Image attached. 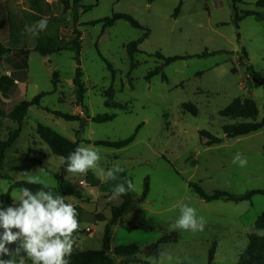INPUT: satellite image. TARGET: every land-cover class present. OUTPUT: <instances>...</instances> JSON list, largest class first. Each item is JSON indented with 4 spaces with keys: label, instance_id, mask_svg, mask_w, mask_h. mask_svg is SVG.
Listing matches in <instances>:
<instances>
[{
    "label": "rangeland",
    "instance_id": "rangeland-1",
    "mask_svg": "<svg viewBox=\"0 0 264 264\" xmlns=\"http://www.w3.org/2000/svg\"><path fill=\"white\" fill-rule=\"evenodd\" d=\"M257 1L241 0L236 4L240 16L246 11L258 13L243 16L238 25L231 0H84L81 19L85 24L75 28L77 10L68 13L71 18L62 15L61 32L52 40L53 48H68L74 30L82 33L84 100L78 101L73 84L77 64L72 51L49 55L52 76L40 55L33 54L26 99L42 92L50 95L42 100V109H29L20 138L7 151L1 171L7 179L0 178V209L18 206L20 190L13 188L15 182L39 178L50 188L63 184L68 192L79 191L83 196L82 200L68 198L76 205L78 218L88 233L73 238L74 249L98 251L103 248L105 229L112 220V206L122 202L120 196L113 197L114 189L118 184L126 187L132 180L135 202L112 229V250L137 245L141 253L134 264H208L213 247V264H238L249 234L255 231L256 219L264 213V196H254L251 202L206 203L190 190L189 184L198 185L207 194L221 190L244 195L264 190V131L226 140L223 127L243 120L219 115L235 99H241L254 101L259 108L258 121L264 118V9L256 8ZM180 3L181 12L175 17ZM114 14L131 16L144 30L123 20L110 28L86 25ZM146 31L149 36L140 45L141 52L131 59L128 45L143 38ZM157 52L166 58L185 59L165 65L155 57ZM157 68L161 73L147 80ZM251 69L259 74L258 79ZM184 104H191L196 115L183 109ZM119 105L126 106L125 110L116 107ZM54 111L78 116L82 121L57 118ZM104 115H115V119L92 122L94 117ZM2 121L0 140L5 141L18 125ZM39 124L78 141L80 146L98 150V166L86 174L65 172L61 157L54 155L37 135ZM140 126L135 142L124 149L96 145L98 141L125 140ZM201 131L223 139V143L209 146L200 137ZM34 141L38 146L33 145ZM15 151L22 152L16 159L20 167L12 169L9 164H13ZM237 152L247 157L246 167L233 163ZM114 166L123 168L127 177L107 180L106 172ZM146 178L150 192L143 200ZM185 204L205 219L204 231L172 229L180 206ZM163 238L169 242L160 247L159 257L147 256V248ZM6 247L13 251L17 245ZM112 257L114 264H127L123 258ZM8 259V255H0V260ZM25 260L31 264L27 257Z\"/></svg>",
    "mask_w": 264,
    "mask_h": 264
},
{
    "label": "trees",
    "instance_id": "trees-1",
    "mask_svg": "<svg viewBox=\"0 0 264 264\" xmlns=\"http://www.w3.org/2000/svg\"><path fill=\"white\" fill-rule=\"evenodd\" d=\"M82 0H73L72 8L74 10H77L80 7V2ZM156 1V0H151ZM234 5V19L236 24L238 25L239 22L244 17H250V16H256L258 13L256 11H246L243 16L239 15L238 9L236 7V4L241 3V0H231ZM63 4L65 5V8L69 7V2L63 1ZM182 8V3L177 7L175 11V17H178ZM257 9H264V0H258L256 3ZM126 21L129 23L133 28L144 30V28L131 16L124 15V14H114L112 17L100 19L97 21L90 22L86 25L95 26L98 24H102L104 28H110L113 27L118 21ZM74 38L68 44V48H58L56 50H51L49 48H39L37 51L42 56H48L50 54H53L55 52H60L63 50H70L72 51L75 56L74 60L77 64V68L75 71V78L73 80L74 86L77 88L78 93V101L82 102L84 100V96L86 93V88L84 83L82 82L83 78V71L81 68V51H82V33L79 30H74ZM149 36V33L146 31L143 38H141L138 41L132 42L127 47L128 55L131 59L134 58L135 55L139 54L141 51L139 49L140 45L147 39ZM0 49H2V53H0V57L9 53L8 50H5L0 46ZM20 55L24 58V64L27 65V58L29 55L28 51H22L20 52ZM203 56H206L205 54ZM155 57L158 59H161L164 61L165 65H170L174 62H177L179 60L185 59L182 57H170L166 58L164 57L160 52H157L155 54ZM134 65V64H133ZM252 74L256 79L259 78V74L256 73L253 69H251ZM161 73V70L157 68L156 70L150 72L147 76V80H151L154 76L159 75ZM163 81H167V77L165 75H162ZM50 95V93H40L38 96H36L31 101H23L20 104H18L10 113H8L7 105L2 102L0 99V129L2 127L4 119L13 121L18 125V128L10 131L8 134V138L5 141L0 140V178L1 179H7V177H3L1 175V171L5 165L6 157H7V151L18 141V139L21 136L22 131V125L24 121L27 118L29 109L32 107H40L42 100L47 96ZM117 108L121 110H125L126 106H116ZM183 109L187 111H191L194 115H196L197 110L191 105V104H184ZM50 111V110H47ZM53 114L57 118L64 119L69 122L74 121H82L81 118L78 116H73L70 114H63L61 112L54 111ZM219 115L222 118L229 119L232 121H239L243 120L241 123H233L226 125L223 127V135L225 139H235V138H241L246 137L251 134L264 131V118L262 121H258L259 117V108L257 107L256 103L254 101L250 100H241V99H235L227 108L221 110L219 112ZM115 119V115H104V116H97L92 119V122L97 123H105L109 122ZM141 128V126L136 130V133L132 135L131 137L117 141V142H111V141H98L96 142L97 146H102L108 149H115V150H121L124 149L130 145H132L135 142L136 134L138 133V130ZM37 135L41 138L43 142H45L50 149L52 150L53 154L59 157L65 158L64 160V170H66V158L68 155L75 151L77 147H79L78 141H71L64 137L63 135L59 134L58 132L54 131L52 128L44 126L39 124L36 129ZM200 137L203 140H206L209 146L213 145H219L223 143V139L214 136L210 132L207 131H201ZM127 177V173L125 171L118 174L117 179L115 180H109L110 182L121 180ZM62 183V181H60ZM42 185L41 184H33L25 181L21 182H15L13 184V188L21 189L23 187H27L31 189L33 192L37 191ZM50 188V187H49ZM190 190H192L200 199L205 201L206 203H212L217 201H225V202H233V203H241V202H251L254 196L261 195L264 196V190H253L250 191L244 195H235L227 191H221L217 190L213 192L212 194H207L201 187L195 184H189ZM48 190V189H45ZM52 194L55 195H61L65 197V201L67 202L68 198L75 197L79 200L83 199L82 194L79 191H66L63 188V184L59 186L58 188H50ZM150 192V185H149V179L146 178L144 183V191L142 195V199H146ZM7 198V196H5ZM122 203L119 206H112V220L109 222V224L106 226L105 229V235L103 238V248L101 250H86V251H77L73 250V253L70 257L67 259L69 260V264H114V259L112 255L115 257H120L125 259V263L127 264H134L138 263V260L136 259L137 255L141 253V249L137 245H128V246H118L114 250L111 248V240L113 236V227L118 224V222L123 218L125 214L129 212L131 207L133 206L135 202V197L132 194V192H129L127 195H121ZM76 209V208H75ZM78 221L81 223L77 216ZM254 232L249 234L248 236V244L244 251L241 253L238 259V264H264V235H258V230H264V213H262L255 221L254 225ZM3 230L0 229V232ZM87 235V230L84 229L81 225V228L73 233V238H77L79 236ZM169 240L163 238L160 241H158L156 244H153L152 246L148 247L146 250V255L149 257H155L158 258L160 254V247L164 244H167ZM13 245L18 246V242L14 243ZM26 258V256H25ZM215 258V250L212 247L209 251L208 255V264H213Z\"/></svg>",
    "mask_w": 264,
    "mask_h": 264
},
{
    "label": "clouds",
    "instance_id": "clouds-1",
    "mask_svg": "<svg viewBox=\"0 0 264 264\" xmlns=\"http://www.w3.org/2000/svg\"><path fill=\"white\" fill-rule=\"evenodd\" d=\"M47 18H41L32 25H26L23 32L38 35L47 29ZM23 34V33H22ZM62 162L65 158H61ZM101 155L98 150L87 146H79L66 158V170L72 174H86L95 169ZM233 163L246 167L248 160L237 152ZM124 169L114 166L106 172L107 180H115ZM29 183L41 184L35 192L27 187L19 191L18 206L0 209V255H8L10 259L0 260V264H26L25 256L31 264H69L68 257L74 250L73 233L81 228L77 219V211L71 203H66L65 197L53 195L49 185L39 178H30ZM48 189V190H45ZM132 180L116 185L113 197L127 195L135 191ZM180 215L171 225L173 230L181 229L192 232H202L206 221L197 215L195 208L189 205L180 206ZM15 230V231H14ZM258 235H264V230H258ZM18 242V246L10 251L6 245Z\"/></svg>",
    "mask_w": 264,
    "mask_h": 264
},
{
    "label": "crops",
    "instance_id": "crops-1",
    "mask_svg": "<svg viewBox=\"0 0 264 264\" xmlns=\"http://www.w3.org/2000/svg\"><path fill=\"white\" fill-rule=\"evenodd\" d=\"M63 1L69 2L68 8H65ZM83 1L80 2V7L76 11L78 21L75 22L74 28L75 26L78 27L85 24L81 19V15L83 14ZM71 9L74 10L71 6V0H0V46L9 51V53L0 57V99L7 105L8 113L21 102L31 101L40 94L35 95L31 100L26 99L29 92V85L32 81L30 79L32 56L34 53H37L40 55L43 63L49 67L51 62L49 55L42 56L37 50L39 48L56 50L53 48L54 43L52 40L59 38L61 32L59 24L60 18L62 15L71 18L68 16V13H71ZM41 18H47L48 20L46 30L40 31L35 36L23 32L26 25H32ZM69 18L66 20L67 23L70 21ZM58 40H61V38ZM67 41L69 40L67 39ZM22 51L29 52L26 60L27 65L24 64V58L20 55ZM0 53H2V49H0ZM49 69L52 76L53 69L52 67H49ZM33 87L38 90L37 85ZM37 108L42 109L41 106ZM70 140L75 141L73 139ZM33 145L38 146V142L34 141ZM21 154V151L19 154H16L12 162L13 164H9L12 169L20 167L16 159ZM67 202L76 208V205L70 199ZM91 235L92 233L89 236Z\"/></svg>",
    "mask_w": 264,
    "mask_h": 264
}]
</instances>
